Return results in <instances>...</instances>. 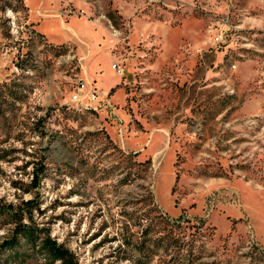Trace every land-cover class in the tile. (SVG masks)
Wrapping results in <instances>:
<instances>
[{"label":"rangeland","instance_id":"374dc122","mask_svg":"<svg viewBox=\"0 0 264 264\" xmlns=\"http://www.w3.org/2000/svg\"><path fill=\"white\" fill-rule=\"evenodd\" d=\"M1 111L0 264H264V0H0Z\"/></svg>","mask_w":264,"mask_h":264},{"label":"built area","instance_id":"2783aa9c","mask_svg":"<svg viewBox=\"0 0 264 264\" xmlns=\"http://www.w3.org/2000/svg\"><path fill=\"white\" fill-rule=\"evenodd\" d=\"M114 68L118 73H123V69L118 63H114ZM99 89L94 83H88L83 80L78 84L77 90L74 92L72 98L74 100L90 99L96 100L99 97Z\"/></svg>","mask_w":264,"mask_h":264},{"label":"trees","instance_id":"16d2710c","mask_svg":"<svg viewBox=\"0 0 264 264\" xmlns=\"http://www.w3.org/2000/svg\"><path fill=\"white\" fill-rule=\"evenodd\" d=\"M11 103H13L15 100V98L17 97L14 93H11ZM1 114L2 111L0 112ZM132 155H138V152H133ZM141 164H146L147 169H151V159H147L145 161H140ZM47 247L49 248L52 256L54 259H60L62 260L65 264H73L68 258H67V252L66 250L61 246L58 245V243L56 241H52L51 239L47 240Z\"/></svg>","mask_w":264,"mask_h":264},{"label":"crops","instance_id":"0c3cea01","mask_svg":"<svg viewBox=\"0 0 264 264\" xmlns=\"http://www.w3.org/2000/svg\"><path fill=\"white\" fill-rule=\"evenodd\" d=\"M116 81H117V83H118V82H119V79H118V80H116ZM111 84H112L111 82H109V83H108V85H109L108 87H110V88H108V90H106V91L102 90V91H103V93H104V95H105V93H106V94H107V93H108V94L110 93V90H111V89H112V87H113V86H111ZM101 96L103 97V95H102V94H101V95L98 97V98H100V100H102V99H101Z\"/></svg>","mask_w":264,"mask_h":264}]
</instances>
